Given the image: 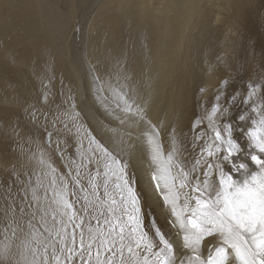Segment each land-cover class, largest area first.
Listing matches in <instances>:
<instances>
[{"label":"rangeland","instance_id":"rangeland-1","mask_svg":"<svg viewBox=\"0 0 264 264\" xmlns=\"http://www.w3.org/2000/svg\"><path fill=\"white\" fill-rule=\"evenodd\" d=\"M10 1L0 0V19L26 20ZM162 1L156 12L143 0H29L35 31L17 40L8 23L1 24L7 32L0 42V264H85L96 249L113 264H134L150 255L152 245L171 242V231L138 192L128 161L81 110L109 122L103 89L105 100L135 105L140 113L128 90L141 91L153 69L148 56L163 15L177 23L186 19L164 84L166 92L181 88L183 111L173 125H180L183 144L173 146L178 152L171 154V169L181 173L179 188L192 196L179 199L197 207L186 215L204 226L229 222L201 206L215 197L196 188L202 181L217 184L215 164L238 184L259 171L250 161L248 133L259 120L253 109L264 115V0ZM249 85L259 91L245 103ZM225 124L241 151L225 160L221 146L208 157L213 126L222 130ZM233 162L248 169L234 170ZM53 252L63 259L47 260Z\"/></svg>","mask_w":264,"mask_h":264},{"label":"bare ground","instance_id":"bare-ground-1","mask_svg":"<svg viewBox=\"0 0 264 264\" xmlns=\"http://www.w3.org/2000/svg\"><path fill=\"white\" fill-rule=\"evenodd\" d=\"M143 1L147 8L156 12L163 10L162 0ZM150 1H152V5H149ZM170 1L178 2V0ZM185 1L189 2L190 0ZM10 4L26 16V20L21 22L13 18L11 21V16H3L0 19V42L7 32L1 24L8 23L10 30L16 32L17 40H22L23 31L26 34H31L36 29V21L30 17L33 5L29 0H11ZM183 16L186 15L183 14ZM187 16L189 15L187 14ZM183 19L181 23H177L163 15L158 21L164 26L157 29V32H160L159 37H156L157 41L153 39L157 43L154 42L156 45H153L154 48L148 56L153 69H150L149 75L146 74L143 77L141 91H138L137 88L128 90L135 94L136 100H132L139 105L140 113L136 111L135 105L132 107L133 109H130L131 107H118L105 100L100 85H97L96 90L101 92L100 100H102L103 106L109 110V122L101 120L92 112L81 109L82 112H85L83 113L85 119L93 125V129L102 136L103 141L111 148L118 150L128 161L138 183V192L142 193L144 200L153 211L154 217L158 219L164 230L171 231V244L176 248L177 264L183 260L186 261L187 252L182 247L185 235L195 231L206 236L207 241H212L214 238L211 233L222 230L224 224H227L224 221L222 223V220L218 218L220 227L216 225L207 227L195 221L190 215H186L187 212L197 207L192 206L189 202L180 201L179 194L182 193L190 197L192 194H188L189 191L182 192L183 189L179 188L180 183H178L182 175L171 169L173 166L171 163L174 162L171 154L178 152L177 148L173 146L183 144L180 125H173V120L178 121L179 114L183 110L179 109L177 104L179 102L177 99H181V88L172 91L167 89L168 92H166L165 89L168 85L164 89V84L168 83L165 82L167 74L172 69L175 48L180 45L181 26L186 20ZM173 23H177V25L173 26ZM183 29L185 28L182 27ZM98 76L96 74V78ZM206 86L210 87V82L206 83ZM136 114L143 115L147 120L144 121ZM144 122L147 123L146 126H144ZM168 124H170V130L166 129ZM164 129L168 132L165 133ZM215 177L217 178L213 182L218 183L219 177ZM263 192L254 191L245 196L246 203L251 206L252 214L257 219L261 215L259 210L264 203ZM252 194H254L253 197H251ZM51 256L56 260L63 259L61 254L53 252V254L47 255V260ZM40 260H42L41 255L37 257L36 263H39Z\"/></svg>","mask_w":264,"mask_h":264},{"label":"snow or ice","instance_id":"snow-or-ice-1","mask_svg":"<svg viewBox=\"0 0 264 264\" xmlns=\"http://www.w3.org/2000/svg\"><path fill=\"white\" fill-rule=\"evenodd\" d=\"M249 89L250 94L245 103H252L255 100L259 86L249 85ZM253 111L257 112L259 120L254 122L255 126L248 133L249 146L253 150L250 161L259 171H253V174L244 179L242 184H238L221 165H213L219 177L218 183L213 185L202 181L203 188L198 185L196 191L197 194L206 193L209 198L215 197L211 203L202 200L201 206L205 210L215 208L229 222L224 224L222 230L211 233L214 238L212 241H207L206 236L195 231L185 235L182 247L187 252L186 264H264V211L257 219L245 200L246 194L264 191V115H260L258 109L254 108ZM216 112L217 109L213 108L212 115L207 118L213 120ZM197 124L199 125L200 121H197ZM213 132L211 148L205 149L208 157L215 156L216 152L221 151V146L225 160L239 154L241 147L233 138L229 125L225 124L222 130L213 126ZM232 167L234 170L248 169V165L243 162L238 165L233 162ZM217 201L221 202L219 207H216ZM261 208L264 209V205H261ZM233 219L239 223L233 225ZM149 251V256L141 255L134 264H177L176 248L171 242L160 248L152 245ZM85 264H113V262L104 250L96 249L89 255Z\"/></svg>","mask_w":264,"mask_h":264}]
</instances>
